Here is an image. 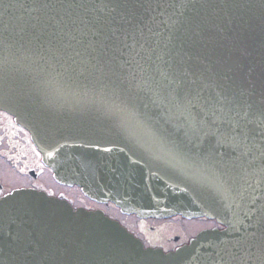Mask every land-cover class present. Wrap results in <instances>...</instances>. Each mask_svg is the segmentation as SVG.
Listing matches in <instances>:
<instances>
[{
  "label": "water",
  "instance_id": "water-1",
  "mask_svg": "<svg viewBox=\"0 0 264 264\" xmlns=\"http://www.w3.org/2000/svg\"><path fill=\"white\" fill-rule=\"evenodd\" d=\"M102 26L121 29L120 51L88 47ZM0 109L57 181L140 217L224 225L165 252L20 189L0 199V264H264V135L221 146L230 125L264 121V0H0Z\"/></svg>",
  "mask_w": 264,
  "mask_h": 264
},
{
  "label": "flooded vegetation",
  "instance_id": "flooded-vegetation-1",
  "mask_svg": "<svg viewBox=\"0 0 264 264\" xmlns=\"http://www.w3.org/2000/svg\"><path fill=\"white\" fill-rule=\"evenodd\" d=\"M7 172H13L22 182L12 183L7 177ZM63 187L54 180L51 170L43 164L27 131L16 124L11 114L0 110V197L19 188H35L52 195H59L64 193ZM86 200L85 206L104 209L110 216L120 220L129 230L138 235L147 246H159L165 250L175 249L189 242L201 230L218 225L215 221L198 219L204 222V225L194 224L186 228L185 232L182 229L181 232H174L172 227L169 229L154 225L166 220L138 218L122 213L112 204H98L89 199Z\"/></svg>",
  "mask_w": 264,
  "mask_h": 264
},
{
  "label": "snow or ice",
  "instance_id": "snow-or-ice-1",
  "mask_svg": "<svg viewBox=\"0 0 264 264\" xmlns=\"http://www.w3.org/2000/svg\"><path fill=\"white\" fill-rule=\"evenodd\" d=\"M45 7L47 8L49 6L45 5ZM61 7H63V5H61ZM68 7H72V5H68ZM126 14L133 15L134 8L129 7V11ZM47 21L48 23L45 24V27H47L48 24H51V26L54 29V31L51 33V36L55 38L58 42L63 43L62 38L64 35L67 34L64 32V28L68 27V24L65 23L63 17L57 19L55 15H51L47 17ZM71 23L75 24V21L73 20L71 21ZM120 32L121 29L119 28H110L106 32L103 30V26H102L101 29H98L97 31L92 33L93 37H95L96 39L90 40L88 43V47L93 48L94 50L97 47H99V49L102 50L103 55H107L106 50L110 47L114 51H120V45L122 43L121 36L119 34ZM72 39H76V37L73 36ZM125 40H126V35H125ZM106 41L110 43H106ZM124 46L130 47L126 43H124ZM77 55H79V53H77ZM248 115L250 116V114ZM261 115L264 116V113H261ZM256 128H260L261 134L264 135V121H261V123L256 124L254 117L247 119V122L243 126L237 123L236 126L233 128L230 125L228 131L222 134L221 146L229 148L234 152L236 150H240L245 147H248L250 139L253 133L255 132Z\"/></svg>",
  "mask_w": 264,
  "mask_h": 264
},
{
  "label": "rangeland",
  "instance_id": "rangeland-1",
  "mask_svg": "<svg viewBox=\"0 0 264 264\" xmlns=\"http://www.w3.org/2000/svg\"><path fill=\"white\" fill-rule=\"evenodd\" d=\"M6 169H9V168H6ZM6 174H7L9 181H11L12 183L19 184L22 182L19 180V178L13 172H7ZM62 190L65 191L67 193V195L70 196L72 199H75L77 204H81V203L86 204L87 203V200H86L84 194L81 192V190L76 189V188H72L69 186L68 187L64 186ZM181 222H185V221H182L180 219L166 220L164 222L157 223L154 225H156L157 227H167V228L172 227L174 232H181V229L185 232L186 228H189L191 225H194V224L195 225H199V224L204 225V223H200V222L198 223V222L186 221V223H184V224H182Z\"/></svg>",
  "mask_w": 264,
  "mask_h": 264
}]
</instances>
